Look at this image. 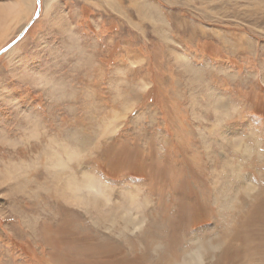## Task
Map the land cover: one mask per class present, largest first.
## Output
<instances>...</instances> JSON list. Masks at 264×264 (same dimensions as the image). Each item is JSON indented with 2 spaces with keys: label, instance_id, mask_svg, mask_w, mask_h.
<instances>
[{
  "label": "rangeland",
  "instance_id": "rangeland-1",
  "mask_svg": "<svg viewBox=\"0 0 264 264\" xmlns=\"http://www.w3.org/2000/svg\"><path fill=\"white\" fill-rule=\"evenodd\" d=\"M198 251L264 264V0H0V264Z\"/></svg>",
  "mask_w": 264,
  "mask_h": 264
},
{
  "label": "bare ground",
  "instance_id": "bare-ground-1",
  "mask_svg": "<svg viewBox=\"0 0 264 264\" xmlns=\"http://www.w3.org/2000/svg\"><path fill=\"white\" fill-rule=\"evenodd\" d=\"M41 81H43V79H41ZM35 132H36V130H35ZM67 148H66V155H67L66 161L64 159H61L59 154L57 156L58 159H55V157H54V159L57 160L54 163V166L56 168H61L62 170H64L65 168H67L69 166L71 161L77 155V152H75L73 150H67ZM84 172H86V171H84ZM68 175H70V174H68ZM77 182L78 181L75 179V177H69L68 176L66 178L65 185H66L67 191L70 190L72 193V195L69 193V200H72L73 202H77L78 204L85 205V206L90 205V204H92V205L94 204L93 206H96V205H102V206L106 205L107 206L108 205L107 202L111 201L110 196H109L108 187L103 185L99 181H97L96 178L94 179L92 177L85 175L84 180L82 182H80L79 184ZM73 186H74V188H72ZM84 192H86V199H84L82 197V193H84ZM128 204H129V207H131L132 209H136V208L139 209V206L137 207L134 198H132V200H129ZM95 208H97V207H95ZM102 211H100V212H102ZM103 218H105V216ZM127 222L131 223V221H127ZM199 255H201L200 251L195 253L193 258L191 257L192 259H190L189 262L180 263V264H198V262H200V264H201L202 260L199 258ZM176 264H179V263H176Z\"/></svg>",
  "mask_w": 264,
  "mask_h": 264
},
{
  "label": "water",
  "instance_id": "water-1",
  "mask_svg": "<svg viewBox=\"0 0 264 264\" xmlns=\"http://www.w3.org/2000/svg\"><path fill=\"white\" fill-rule=\"evenodd\" d=\"M37 3L40 4V0H37ZM39 14H40V10H38L37 15H39Z\"/></svg>",
  "mask_w": 264,
  "mask_h": 264
}]
</instances>
